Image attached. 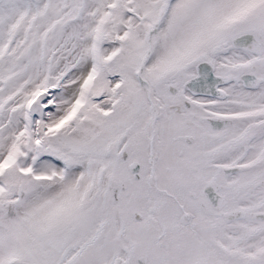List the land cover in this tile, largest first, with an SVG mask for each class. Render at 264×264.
I'll return each instance as SVG.
<instances>
[{"label": "snow or ice", "instance_id": "obj_1", "mask_svg": "<svg viewBox=\"0 0 264 264\" xmlns=\"http://www.w3.org/2000/svg\"><path fill=\"white\" fill-rule=\"evenodd\" d=\"M0 264H264V0H0Z\"/></svg>", "mask_w": 264, "mask_h": 264}]
</instances>
